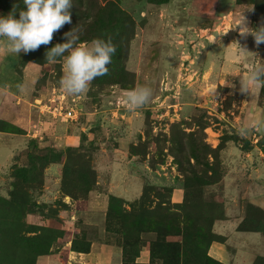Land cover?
Listing matches in <instances>:
<instances>
[{"label":"rangeland","instance_id":"obj_1","mask_svg":"<svg viewBox=\"0 0 264 264\" xmlns=\"http://www.w3.org/2000/svg\"><path fill=\"white\" fill-rule=\"evenodd\" d=\"M119 6L133 22L131 79H93L69 95L59 87L62 57L48 62L37 48L17 54L41 68L37 80L19 97L0 86V264H264V77L248 86L257 95L239 83L264 65V43L237 25L259 26L264 4ZM13 7L25 6L0 0V15ZM110 12L98 16L112 33ZM57 31L48 46L71 29ZM10 56L0 48V82ZM140 85L152 98L130 110L126 91ZM59 105L77 119L54 116ZM213 243L229 258L211 256Z\"/></svg>","mask_w":264,"mask_h":264},{"label":"clouds","instance_id":"obj_2","mask_svg":"<svg viewBox=\"0 0 264 264\" xmlns=\"http://www.w3.org/2000/svg\"><path fill=\"white\" fill-rule=\"evenodd\" d=\"M24 8L13 9L7 15H0V48L9 53H28L36 50L41 44H48L53 33L65 23H71L69 9L72 0H22ZM19 12L18 18L15 13ZM242 37L251 35L256 46L264 43V22L250 28L242 17L237 24ZM66 42L56 43L46 51L45 60L53 62L63 59V75L59 87L69 95L83 93L89 83L108 71L116 48L111 38L95 37L88 42L80 43L76 32L64 33ZM247 51L246 46L240 47ZM66 53V54H65ZM264 77V65L254 66L247 77L239 81L240 91L248 90L251 83L259 82ZM152 98V89L140 85L126 91L125 104L130 110H136L148 103ZM241 134L246 132L240 129Z\"/></svg>","mask_w":264,"mask_h":264},{"label":"trees","instance_id":"obj_3","mask_svg":"<svg viewBox=\"0 0 264 264\" xmlns=\"http://www.w3.org/2000/svg\"><path fill=\"white\" fill-rule=\"evenodd\" d=\"M77 1V0H76ZM76 1L72 0V10L69 9L71 14V23H65L64 27L66 29H72L77 28V26L73 23V20L79 18V29L82 30L81 38L80 40L88 41L89 38H95V37H103V38H111L113 44L115 45L116 51L115 54L112 56L111 63L107 65L108 71L102 76H98L94 79L97 83H111V82H121L123 79H131L132 72L128 71L125 66V60L128 57V49H129V42L133 38V22L132 19L124 18L126 16L125 11L122 10L119 6L120 0H79V2L83 5L80 6V4L76 3ZM153 3L157 4H164L168 0H151ZM236 3L242 4V3H252L254 6L259 7L264 4V0H235ZM85 4V7H84ZM111 10L113 14V17L116 21V25L114 27V30L112 33L106 32L104 27L102 26V20L99 18L98 13L100 11H109ZM122 21H127L126 24V32L125 27L122 23ZM103 27H101L100 26ZM54 34H58V31H55ZM93 36V37H92ZM60 38L63 39L64 35H59ZM52 44L48 46V44L39 45L38 52L42 56H45L46 51L50 49ZM264 50V49H263ZM24 64H18L19 70H21V67L24 66ZM41 66L42 62H41ZM264 92V83L261 86V93ZM260 145L262 149L264 150V134L261 137ZM245 150L249 149V147H244ZM164 191H168L167 188H164ZM144 202H142L143 205ZM141 205V211L140 215H147V213L142 210ZM171 209V208H170ZM169 210V209H168ZM170 211H164L165 216L163 218V225H165L166 221H170L171 219V213L169 217ZM240 228L244 231L246 229H243L240 225ZM138 253V252H137Z\"/></svg>","mask_w":264,"mask_h":264},{"label":"crops","instance_id":"obj_4","mask_svg":"<svg viewBox=\"0 0 264 264\" xmlns=\"http://www.w3.org/2000/svg\"><path fill=\"white\" fill-rule=\"evenodd\" d=\"M10 54H11V56L9 57L10 59H7V60L8 61L11 60V62L6 61L4 63L6 65V71L4 72L3 75H5V73H6V75L4 77V80H1L0 86H1V88H5V89L7 88V90H5V92L8 95H10L11 97L12 96L13 97H19L18 93H19L20 87H22V84L26 83V81H29V80L31 82L36 81L40 72H41V68L38 67L37 65H33V64L29 63V64L22 66L21 70L18 71L17 66L19 64L20 55L17 56L14 53L8 52V55H10ZM0 73L2 74L3 72H1V70H0ZM252 89H253V91H252ZM248 92H255V94L257 95L259 92L258 85H256V87H250ZM20 95L24 96L23 94H20ZM234 232H236V231H234ZM245 233H247V232H245ZM237 249L240 250L241 247H238ZM210 251H212V254L210 253L211 256H213L215 259H219V260L223 261V259L229 258L228 253L225 251L224 247L220 246L219 244L216 245L213 243L210 247Z\"/></svg>","mask_w":264,"mask_h":264},{"label":"built area","instance_id":"obj_5","mask_svg":"<svg viewBox=\"0 0 264 264\" xmlns=\"http://www.w3.org/2000/svg\"><path fill=\"white\" fill-rule=\"evenodd\" d=\"M119 104V103H117ZM53 115L54 116H62L66 120H76L77 114L74 110V108L69 107L67 109H64L62 105L55 106L53 108Z\"/></svg>","mask_w":264,"mask_h":264}]
</instances>
